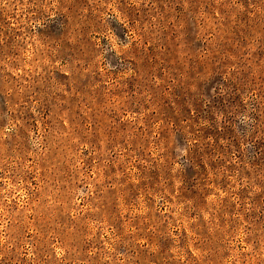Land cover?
I'll list each match as a JSON object with an SVG mask.
<instances>
[{
	"label": "rangeland",
	"instance_id": "1",
	"mask_svg": "<svg viewBox=\"0 0 264 264\" xmlns=\"http://www.w3.org/2000/svg\"><path fill=\"white\" fill-rule=\"evenodd\" d=\"M0 264H264V0H0Z\"/></svg>",
	"mask_w": 264,
	"mask_h": 264
}]
</instances>
